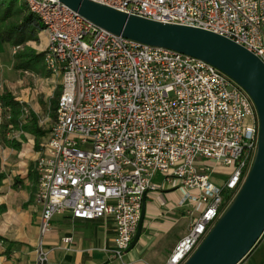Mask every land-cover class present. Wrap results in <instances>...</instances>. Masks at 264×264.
Instances as JSON below:
<instances>
[{
  "label": "built area",
  "instance_id": "built-area-1",
  "mask_svg": "<svg viewBox=\"0 0 264 264\" xmlns=\"http://www.w3.org/2000/svg\"><path fill=\"white\" fill-rule=\"evenodd\" d=\"M21 1L42 26L43 64L61 90L35 163L36 264L47 262L42 238L52 220L66 214L76 221L111 216L122 261L144 196L161 188L184 191L178 205L191 221L164 263L184 264L251 167L258 140L251 99L206 62L106 32L56 0ZM88 1L216 34L264 63V0ZM214 175L226 179L218 184Z\"/></svg>",
  "mask_w": 264,
  "mask_h": 264
},
{
  "label": "water",
  "instance_id": "water-1",
  "mask_svg": "<svg viewBox=\"0 0 264 264\" xmlns=\"http://www.w3.org/2000/svg\"><path fill=\"white\" fill-rule=\"evenodd\" d=\"M56 1L106 32L206 62L247 93L258 119L251 167L238 193L184 264L241 263L264 232V63L243 47L210 32L127 15L88 0ZM144 213L145 196L137 232L127 251L141 236Z\"/></svg>",
  "mask_w": 264,
  "mask_h": 264
},
{
  "label": "crops",
  "instance_id": "crops-1",
  "mask_svg": "<svg viewBox=\"0 0 264 264\" xmlns=\"http://www.w3.org/2000/svg\"><path fill=\"white\" fill-rule=\"evenodd\" d=\"M4 52V48H0V60L3 59ZM51 79H46L48 84H54ZM3 84L16 101L25 105L24 118L29 113H33L38 118L41 105L29 89H24L16 95L17 90L13 91V88L17 85ZM2 85L0 96L3 91ZM2 111L5 112V110ZM38 127L44 131L39 124ZM46 134L36 142L35 137L29 133L18 130L8 132V139H14L19 143V149L10 148L0 142L1 171L4 174L0 187V205L5 206V213L9 210L7 200L11 197L10 191L16 188V183L19 182L18 177L23 179V184L29 186L34 176L37 185L35 163ZM153 182L161 185L162 177L156 175ZM35 192L36 189L29 194L28 202L36 213L32 219L36 225L39 223L40 208L34 203ZM183 192L182 189L161 188L145 195L141 236L137 244L125 253L122 261L116 258L114 252L115 226L111 216L95 221L72 220L68 214L54 217L50 231L43 237V248L48 252L46 264H164L177 242L187 233L191 221L187 209L180 208L178 205ZM17 222L18 219L14 216H9L6 220L10 226ZM37 232L39 234L38 227ZM64 238L71 239V242L64 244L62 242ZM241 264H264V240L256 244Z\"/></svg>",
  "mask_w": 264,
  "mask_h": 264
},
{
  "label": "rangeland",
  "instance_id": "rangeland-1",
  "mask_svg": "<svg viewBox=\"0 0 264 264\" xmlns=\"http://www.w3.org/2000/svg\"><path fill=\"white\" fill-rule=\"evenodd\" d=\"M0 2V17L4 14L6 8L9 7V13L3 22V28L5 29L12 25H22L23 17L29 14L22 1L0 0ZM33 19L36 20L35 18ZM38 25L39 27H35L36 29L32 27L20 29L23 39L20 45H13L11 42L3 45L0 42V48L2 49L3 47L5 51L3 59L0 60V88L2 83H6L8 86L11 84L17 85V87L13 88V91L15 89L19 91L15 90L16 95L24 89H29L31 94L38 98L41 105V112L38 118L36 117L38 124L39 121L44 120L43 122H45L46 120L41 128L47 132L54 119L60 80L51 76L45 70L43 58H41L35 71H17L13 69L12 65L15 62V56L21 53L28 54L30 51L34 54L44 53L46 38L39 22ZM13 40L14 38H11V41ZM47 78H52L51 80L54 81V84H48ZM2 89L8 90L4 84ZM9 115V112L0 110V122L8 120ZM213 178L218 184L226 179V177L220 175H214ZM17 180L19 182L16 183V188H11V197L7 200L9 210L0 217V236L13 241L14 247L10 256H6V244L0 246V264H36V250L40 243V235L37 232L38 224L35 225L32 221L36 213L33 212L30 202H28L29 194L36 189L35 177H32V184L29 186L23 184V179L18 177ZM9 216H14L18 219V222L11 226L8 225L6 220ZM43 241L44 238H42Z\"/></svg>",
  "mask_w": 264,
  "mask_h": 264
},
{
  "label": "trees",
  "instance_id": "trees-1",
  "mask_svg": "<svg viewBox=\"0 0 264 264\" xmlns=\"http://www.w3.org/2000/svg\"><path fill=\"white\" fill-rule=\"evenodd\" d=\"M8 13H9V7L6 8L4 14L0 17V42L3 45L9 44L10 42L13 45H20L23 41L22 36L20 34V29L23 27H32L33 29H36L39 27L37 22L38 20L37 19L34 20L33 19L34 17L31 14H28L25 17H23L22 25L20 26L12 25L4 29L3 22L6 19ZM11 38H14V40L11 41ZM41 58H43V54H34L32 51H30L28 54L21 53L15 56L13 69L17 71H35ZM60 92L61 90L59 88V92L57 94L58 97L60 95ZM0 108L10 113L8 120L0 122V142L5 144L6 146L13 149L20 148V144L17 143L14 139L13 140L8 139L7 134L12 130H18L24 133L31 134L35 137L36 142L38 139H40L46 134L45 131H42L38 127L37 119L33 113H29V115L26 118H24L25 105H22L21 103L16 101L15 97L6 89L3 90V93L0 96ZM3 180H4V174L1 171V160H0V187L2 185ZM230 200H231L230 197L225 196L226 204H228ZM5 211H6L5 206L1 204L0 216L4 214ZM3 244L7 245L5 255L10 256L14 243L0 236V245Z\"/></svg>",
  "mask_w": 264,
  "mask_h": 264
}]
</instances>
